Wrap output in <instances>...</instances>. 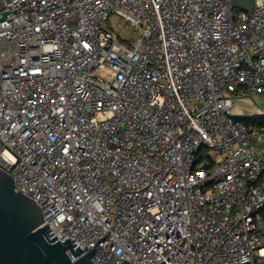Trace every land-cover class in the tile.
<instances>
[{
    "label": "built area",
    "instance_id": "built-area-1",
    "mask_svg": "<svg viewBox=\"0 0 264 264\" xmlns=\"http://www.w3.org/2000/svg\"><path fill=\"white\" fill-rule=\"evenodd\" d=\"M251 98L264 0H0V168L96 264H264Z\"/></svg>",
    "mask_w": 264,
    "mask_h": 264
},
{
    "label": "water",
    "instance_id": "water-1",
    "mask_svg": "<svg viewBox=\"0 0 264 264\" xmlns=\"http://www.w3.org/2000/svg\"><path fill=\"white\" fill-rule=\"evenodd\" d=\"M233 3L248 11L255 6V0ZM15 187L13 176L0 168V264H96L91 259L96 248L86 245L84 253L80 245L75 249L73 237L60 241L49 223L41 226V205ZM68 250L79 258L72 261Z\"/></svg>",
    "mask_w": 264,
    "mask_h": 264
},
{
    "label": "rangeland",
    "instance_id": "rangeland-1",
    "mask_svg": "<svg viewBox=\"0 0 264 264\" xmlns=\"http://www.w3.org/2000/svg\"><path fill=\"white\" fill-rule=\"evenodd\" d=\"M107 25L112 28L121 39H129L134 33V28L129 21L124 19V17L111 13ZM264 111V98H251L246 100H237L234 108V112L238 116H248L255 112Z\"/></svg>",
    "mask_w": 264,
    "mask_h": 264
},
{
    "label": "trees",
    "instance_id": "trees-1",
    "mask_svg": "<svg viewBox=\"0 0 264 264\" xmlns=\"http://www.w3.org/2000/svg\"><path fill=\"white\" fill-rule=\"evenodd\" d=\"M243 119H247L246 117H243ZM248 120V119H247ZM263 121H264V119H263Z\"/></svg>",
    "mask_w": 264,
    "mask_h": 264
}]
</instances>
